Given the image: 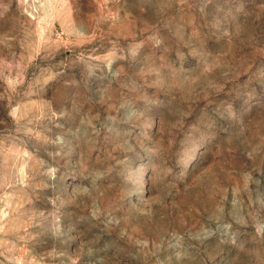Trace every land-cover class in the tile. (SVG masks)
<instances>
[{
  "label": "rangeland",
  "instance_id": "obj_1",
  "mask_svg": "<svg viewBox=\"0 0 264 264\" xmlns=\"http://www.w3.org/2000/svg\"><path fill=\"white\" fill-rule=\"evenodd\" d=\"M0 264H264V0H0Z\"/></svg>",
  "mask_w": 264,
  "mask_h": 264
}]
</instances>
